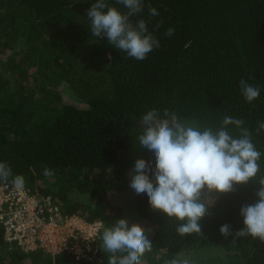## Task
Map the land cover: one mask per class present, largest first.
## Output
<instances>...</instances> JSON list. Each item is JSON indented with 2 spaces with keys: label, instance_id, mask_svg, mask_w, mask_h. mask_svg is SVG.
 Masks as SVG:
<instances>
[{
  "label": "trees",
  "instance_id": "1",
  "mask_svg": "<svg viewBox=\"0 0 264 264\" xmlns=\"http://www.w3.org/2000/svg\"><path fill=\"white\" fill-rule=\"evenodd\" d=\"M95 2L0 0V162L23 175L31 193L51 195L65 213L104 228L125 219L112 198L128 193L133 220L151 232L144 264H184L185 257L188 264H264V242L235 236L244 227L241 207L258 199L255 181L206 193L202 234L184 237L176 231L180 222L153 210L147 194L129 192L137 159L155 168L154 152L138 141L142 117L153 109L160 119L167 109L201 131H217L225 117L243 120L262 153L257 178L264 175V131L257 133L264 122V0H143V11L130 19L145 20L160 42L144 60L91 35L87 12ZM106 3L128 11L117 0ZM241 78L261 89L252 103L240 91ZM226 130L240 138L235 125ZM45 167L54 175L45 177ZM108 255L100 247L91 260L26 251L0 226V264H107Z\"/></svg>",
  "mask_w": 264,
  "mask_h": 264
},
{
  "label": "clouds",
  "instance_id": "2",
  "mask_svg": "<svg viewBox=\"0 0 264 264\" xmlns=\"http://www.w3.org/2000/svg\"><path fill=\"white\" fill-rule=\"evenodd\" d=\"M128 11L122 13L116 7H109L106 0H96L87 12L91 21V35L107 38L109 45L136 60H144L154 49L160 47L159 40L152 35L145 20L135 24L130 17L143 11V0H117ZM107 9V11H104ZM149 14L159 15L155 8L149 7ZM174 29L169 28L165 35L172 36ZM240 91L248 103L259 98L261 89L248 80H239ZM156 109L148 111L142 121L145 128L138 136L139 145L153 151L155 168L145 159H137L132 172L130 187L137 195L147 194L148 203L155 211L179 223V235L202 234L200 221L208 214V206L203 202L206 193L227 194L234 191V185H245L255 181L260 185L257 201L243 205L240 215L244 227L235 233L236 237L251 236L264 242V175L257 178L261 171L262 153L252 142L244 121L225 117L223 126L213 132L211 128L201 131L178 120L175 113L164 110L165 119L159 118ZM227 125H235L240 138H233L226 130ZM264 131V122L258 123L257 133ZM151 173L152 178H150ZM45 177L54 172L45 167ZM15 190L23 191L25 178L13 175L6 162H0V182H8ZM153 180L155 181V187ZM224 236L231 235L230 225L220 227ZM100 239V249L108 255L107 264H144V256L152 251V242L145 229L139 224H129L126 219H117L111 227L104 228ZM165 264H179L175 259ZM184 264H188L184 261Z\"/></svg>",
  "mask_w": 264,
  "mask_h": 264
},
{
  "label": "built area",
  "instance_id": "3",
  "mask_svg": "<svg viewBox=\"0 0 264 264\" xmlns=\"http://www.w3.org/2000/svg\"><path fill=\"white\" fill-rule=\"evenodd\" d=\"M0 226L7 241L26 251L42 249L52 257L68 253L88 260L98 254L104 229L100 220L65 213L51 195L40 197L26 186L15 190L11 179L0 183Z\"/></svg>",
  "mask_w": 264,
  "mask_h": 264
},
{
  "label": "rangeland",
  "instance_id": "4",
  "mask_svg": "<svg viewBox=\"0 0 264 264\" xmlns=\"http://www.w3.org/2000/svg\"><path fill=\"white\" fill-rule=\"evenodd\" d=\"M65 96H66V101H69V102H74L73 101V98L69 95V94H65ZM131 181V180H130ZM130 181H129V183H130ZM130 191L129 192H131V191H134L131 187H130V189H129ZM134 194V193H133ZM132 196H129V194L128 193H118V194H116L115 195V197H113L112 199H113V201L114 202H116V203H118L122 208H124V210H125V216H124V218L128 221V222H130V223H135V224H139L142 228H144L145 229V232H146V235L148 236V239H149V233H151L150 232V228H149V225L146 223H142V222H136V221H134L133 220V218H132V210L133 209H131V207H132V205H130L131 204V201H132V198H131ZM86 199V198H85ZM185 257V256H184ZM183 257H181V259H182ZM188 257H185V258H183V260H182V263H184V261H187V262H189V260L187 259ZM194 260V259H193Z\"/></svg>",
  "mask_w": 264,
  "mask_h": 264
}]
</instances>
